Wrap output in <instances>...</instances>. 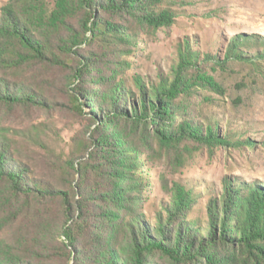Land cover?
Instances as JSON below:
<instances>
[{
    "label": "trees",
    "instance_id": "obj_1",
    "mask_svg": "<svg viewBox=\"0 0 264 264\" xmlns=\"http://www.w3.org/2000/svg\"><path fill=\"white\" fill-rule=\"evenodd\" d=\"M166 1L1 6L0 105L49 109L62 102L87 125L73 137L71 155L54 164L45 127L26 131L46 150L39 161L23 152L17 131L0 126V264H264V183L227 180L206 212L192 217L199 193L174 181L165 185L171 198L155 223L140 211L142 155L151 141L169 150L189 140L230 143L215 125L189 120L181 103L197 85L219 86L200 67L198 51L180 45L179 61L156 81L126 77L124 56L135 50L140 28L175 22ZM253 37L234 38L226 58H248L240 47Z\"/></svg>",
    "mask_w": 264,
    "mask_h": 264
},
{
    "label": "rangeland",
    "instance_id": "obj_2",
    "mask_svg": "<svg viewBox=\"0 0 264 264\" xmlns=\"http://www.w3.org/2000/svg\"><path fill=\"white\" fill-rule=\"evenodd\" d=\"M7 1L0 0V17L1 6ZM163 7L174 11L175 22L155 29L140 28L135 50L124 56L130 63L126 77L130 83L136 74L156 81L159 73H171L179 61L180 45L198 51L200 67L213 75L219 86L211 90L197 85L181 103L189 120L204 129L215 125L219 135H229L230 143L206 145L189 140L179 149L169 150L151 141V149L142 155L147 186L140 207L150 223L156 222L170 200L165 185L174 181L199 193L192 217L206 212L208 198L222 193L227 180L264 183V55L256 56L264 51V0H167ZM238 36L258 37L251 39L254 44L250 47L241 44L248 58L227 59L229 44ZM86 125L84 118L62 102L49 109L0 105V126L17 131L23 152L39 161L46 150L31 142L26 135L29 128L45 127L54 164L59 156L66 159L71 155L73 137ZM46 170L53 177L50 165Z\"/></svg>",
    "mask_w": 264,
    "mask_h": 264
}]
</instances>
